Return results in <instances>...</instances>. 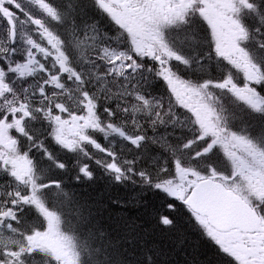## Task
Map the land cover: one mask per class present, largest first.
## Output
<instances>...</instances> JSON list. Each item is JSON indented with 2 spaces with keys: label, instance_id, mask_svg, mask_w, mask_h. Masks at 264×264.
<instances>
[{
  "label": "snow or ice",
  "instance_id": "obj_1",
  "mask_svg": "<svg viewBox=\"0 0 264 264\" xmlns=\"http://www.w3.org/2000/svg\"><path fill=\"white\" fill-rule=\"evenodd\" d=\"M190 231L264 264V0H0V264H199Z\"/></svg>",
  "mask_w": 264,
  "mask_h": 264
},
{
  "label": "trees",
  "instance_id": "obj_2",
  "mask_svg": "<svg viewBox=\"0 0 264 264\" xmlns=\"http://www.w3.org/2000/svg\"><path fill=\"white\" fill-rule=\"evenodd\" d=\"M98 178L91 183L77 184L74 181H69L71 186L80 194L90 197L89 195H96L98 199L106 200L109 195H123L122 189L110 188L106 185V182L103 178L100 177V174H97ZM67 179V177H66ZM96 192V193H95ZM95 199V197H90ZM149 200L152 197H148ZM149 209H131L130 215L139 216L142 222L154 223L151 221L149 216ZM190 239L194 242L196 251L195 258L198 260L199 264H222L221 258L217 254V250L214 245L206 240L200 239V237L195 232H189ZM189 255L188 259H192V250L191 248L188 250ZM176 259L180 262V264H184L185 257L183 255H179Z\"/></svg>",
  "mask_w": 264,
  "mask_h": 264
},
{
  "label": "rangeland",
  "instance_id": "obj_3",
  "mask_svg": "<svg viewBox=\"0 0 264 264\" xmlns=\"http://www.w3.org/2000/svg\"><path fill=\"white\" fill-rule=\"evenodd\" d=\"M96 193V192H95ZM90 197H95V199H98V197H99V195L98 196H96V195H89Z\"/></svg>",
  "mask_w": 264,
  "mask_h": 264
}]
</instances>
